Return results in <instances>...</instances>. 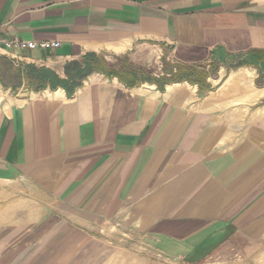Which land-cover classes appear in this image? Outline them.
I'll return each instance as SVG.
<instances>
[{
    "label": "crops",
    "instance_id": "0c3cea01",
    "mask_svg": "<svg viewBox=\"0 0 264 264\" xmlns=\"http://www.w3.org/2000/svg\"><path fill=\"white\" fill-rule=\"evenodd\" d=\"M0 59L73 86L0 75V264H264V0H0Z\"/></svg>",
    "mask_w": 264,
    "mask_h": 264
},
{
    "label": "rangeland",
    "instance_id": "374dc122",
    "mask_svg": "<svg viewBox=\"0 0 264 264\" xmlns=\"http://www.w3.org/2000/svg\"><path fill=\"white\" fill-rule=\"evenodd\" d=\"M98 63H101V60L98 58L97 59ZM121 62L125 66L131 67V63L129 64L127 58L123 57L121 58ZM98 66H101L98 64ZM15 68V69H14ZM28 69V68H27ZM23 70L21 66H15L6 61L5 59H0V75L3 78V81L5 80V87L7 86L8 88H11L12 91H14L16 94L20 93L21 91H31V90H38V89H44V88H52L56 89L59 87L63 88H69L71 86H64L62 85L59 81L56 80L52 76V74L48 73L46 70H37L34 68H31L29 70ZM115 70L114 68H112ZM127 69V68H126ZM145 72V71H144ZM83 73L79 74L78 70L76 72H73V77L77 78V76H81ZM128 79L131 80V76L125 75ZM12 84V85H10ZM11 86V87H10ZM73 88V86L71 87ZM70 88V89H71ZM118 244H113L110 245L109 243L107 245H92L91 249L86 251V255H92V259L96 256L99 255V252L103 253L105 256L103 257L102 260L97 259V261L93 262L92 264H144L145 261L138 262V258L141 256V258H146L144 257V254L146 253H139L138 250L144 251L142 247L135 246L136 251L131 250V247H125L127 249V254L125 253L124 256L121 254L117 257V253L115 250V247ZM107 246V247H106ZM121 247V246H117ZM126 252V251H125ZM82 253H84L82 251ZM76 264H85L84 261L82 262H76ZM145 264H149L148 262ZM164 264V263H162Z\"/></svg>",
    "mask_w": 264,
    "mask_h": 264
},
{
    "label": "built area",
    "instance_id": "2783aa9c",
    "mask_svg": "<svg viewBox=\"0 0 264 264\" xmlns=\"http://www.w3.org/2000/svg\"><path fill=\"white\" fill-rule=\"evenodd\" d=\"M4 44L7 47H34L36 43L34 41H21L19 39H13V40H4ZM60 43L58 41L53 42H41L40 45L42 47H49V46H58Z\"/></svg>",
    "mask_w": 264,
    "mask_h": 264
},
{
    "label": "trees",
    "instance_id": "16d2710c",
    "mask_svg": "<svg viewBox=\"0 0 264 264\" xmlns=\"http://www.w3.org/2000/svg\"><path fill=\"white\" fill-rule=\"evenodd\" d=\"M71 91V89L69 88V92Z\"/></svg>",
    "mask_w": 264,
    "mask_h": 264
}]
</instances>
